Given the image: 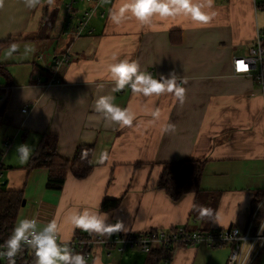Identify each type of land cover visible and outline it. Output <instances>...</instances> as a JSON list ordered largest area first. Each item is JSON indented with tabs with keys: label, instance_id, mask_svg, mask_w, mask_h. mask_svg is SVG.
<instances>
[{
	"label": "crops",
	"instance_id": "obj_1",
	"mask_svg": "<svg viewBox=\"0 0 264 264\" xmlns=\"http://www.w3.org/2000/svg\"><path fill=\"white\" fill-rule=\"evenodd\" d=\"M125 2L102 1L76 37V23L91 6L86 0H39L32 9L25 0H0V152L6 187L23 190L26 201L16 224L35 218L42 230L55 219L60 238L69 242L95 235L74 229L71 217L99 204L109 224H123L107 238L173 227H246L256 199L264 196V93L254 77L234 73L233 58L246 54L262 30L259 10L253 0H213L216 15L207 24L194 26L178 16L155 17L144 26L129 13L116 25L110 14ZM13 44L16 51L8 56ZM63 53L71 59L58 70L60 82H51ZM123 59L157 78L175 71L186 81L184 102L126 88L113 94L115 103L136 119L131 126H106L94 105L114 87L109 65ZM46 134L57 137L58 153L67 160L79 145H94L91 171L82 178L69 171L61 190L48 188L49 169L29 166ZM23 144L32 149L26 162L17 152ZM104 152L108 160L100 164ZM189 159L205 161L200 194L173 199L159 186L164 165ZM106 199L118 200L117 206L103 209ZM200 209L212 216H201ZM168 252L170 260L158 264H227L231 247L180 246ZM75 253L86 264H146L153 256L103 245L93 246L89 257L84 250Z\"/></svg>",
	"mask_w": 264,
	"mask_h": 264
},
{
	"label": "clouds",
	"instance_id": "obj_2",
	"mask_svg": "<svg viewBox=\"0 0 264 264\" xmlns=\"http://www.w3.org/2000/svg\"><path fill=\"white\" fill-rule=\"evenodd\" d=\"M39 0H25V6L29 9L35 8ZM207 8L209 11H204ZM213 0H126L119 9L110 14V19L116 25H120L127 19V14H131L141 25L151 26L153 18L158 17L176 18L184 16L190 18L193 25L207 24L216 15L212 10ZM16 51L13 44L7 55L11 56ZM241 65L246 66L242 61L237 62V70H241ZM110 79L114 82L111 93L101 96L96 100L94 111L103 118L106 126L118 123L121 126H131L136 119V114L129 108H121L115 103L114 93H120L126 88H130L134 94H141L144 97L161 95L164 93L174 95L175 99L183 103L185 100L186 83L175 71H170L167 75L159 73L158 78L150 72L141 70L139 64L128 59L112 63L108 67ZM159 110L153 112V116L158 118ZM19 158L26 162L32 149L23 144L17 147ZM82 157H87V152L82 153ZM108 160V153H101L99 163L103 164ZM201 216H212L209 209H200ZM108 214L99 211V204L96 210L85 208L71 217V223L75 228L81 229L89 234L95 233L100 236L112 234L123 228L121 222L114 225L109 224ZM27 246L34 250L36 264H86V258L75 253L60 238L58 223L55 219L49 221L42 230H37L35 218H22L14 227L11 236L6 241L4 251H0V257H7L9 264H15V257Z\"/></svg>",
	"mask_w": 264,
	"mask_h": 264
},
{
	"label": "built area",
	"instance_id": "obj_3",
	"mask_svg": "<svg viewBox=\"0 0 264 264\" xmlns=\"http://www.w3.org/2000/svg\"><path fill=\"white\" fill-rule=\"evenodd\" d=\"M91 3L76 23L74 34L82 36L96 10L104 0H86ZM258 10L264 9V0H253ZM264 31L260 30L256 40L250 44L248 52L236 55L233 58V71L235 74L251 76L258 81L264 93ZM69 53L57 56L52 71L51 82H60L58 70L69 62ZM242 61L246 70H237V62ZM27 111V107L23 110ZM10 141H6V148ZM4 151L0 152V180L3 179ZM2 187V183H0ZM72 250H84L89 257L90 250L95 245L114 246L118 250L126 249L150 254L155 249H172L180 246L207 245L213 248L231 247L227 264H256L263 260L264 255V196L252 207L250 218L246 227L229 226L221 229L199 230L173 227L168 229H155L140 233H117L112 237L100 235L78 236L75 240L64 242ZM5 243H0V251H4ZM27 247V246H25ZM30 248V247H29ZM32 250V249H30ZM34 251V250H33ZM8 260L7 257H4Z\"/></svg>",
	"mask_w": 264,
	"mask_h": 264
},
{
	"label": "trees",
	"instance_id": "obj_4",
	"mask_svg": "<svg viewBox=\"0 0 264 264\" xmlns=\"http://www.w3.org/2000/svg\"><path fill=\"white\" fill-rule=\"evenodd\" d=\"M2 69L3 66L0 63V74L3 73ZM84 152H87L86 158L82 157ZM94 152V145H79L71 160L64 159L58 153L57 137L46 134L37 147L29 166L48 168L50 175L47 187L54 191L61 190L69 171H72L78 178L85 177L91 171L94 165ZM204 167L205 161L197 159L167 163L164 165L159 186L176 200L190 192L200 194ZM23 200V190H11L6 186L0 187V243H5L11 236ZM256 203L255 201L254 206ZM117 204L118 200L116 199H106L102 207L105 210H110ZM30 249L24 247L15 257V264H36L35 253ZM170 250L155 249L152 252V258L146 264H158L160 259L170 260L171 254L168 252ZM77 251L82 250H74V252ZM0 264H9V260L0 257Z\"/></svg>",
	"mask_w": 264,
	"mask_h": 264
},
{
	"label": "rangeland",
	"instance_id": "obj_5",
	"mask_svg": "<svg viewBox=\"0 0 264 264\" xmlns=\"http://www.w3.org/2000/svg\"><path fill=\"white\" fill-rule=\"evenodd\" d=\"M77 5V4H76ZM75 5V6H76ZM258 22H259V26L260 28L264 31V9L262 10H259V13H258ZM5 180L4 178V175H3V179L0 180V183H2L3 181ZM261 197L257 198L256 199V202H258V200L260 199ZM255 204V203H254ZM263 258H264V255H263Z\"/></svg>",
	"mask_w": 264,
	"mask_h": 264
},
{
	"label": "water",
	"instance_id": "obj_6",
	"mask_svg": "<svg viewBox=\"0 0 264 264\" xmlns=\"http://www.w3.org/2000/svg\"><path fill=\"white\" fill-rule=\"evenodd\" d=\"M7 181H8V180H4V181L2 182V186H6V185H7ZM25 203H26V201L24 200V201H23V205H25Z\"/></svg>",
	"mask_w": 264,
	"mask_h": 264
},
{
	"label": "snow or ice",
	"instance_id": "obj_7",
	"mask_svg": "<svg viewBox=\"0 0 264 264\" xmlns=\"http://www.w3.org/2000/svg\"><path fill=\"white\" fill-rule=\"evenodd\" d=\"M241 70H245V68H244V66H243V65H241Z\"/></svg>",
	"mask_w": 264,
	"mask_h": 264
}]
</instances>
